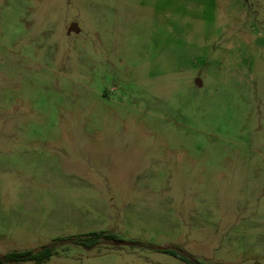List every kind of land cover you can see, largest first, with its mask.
<instances>
[{
  "label": "rangeland",
  "instance_id": "obj_1",
  "mask_svg": "<svg viewBox=\"0 0 264 264\" xmlns=\"http://www.w3.org/2000/svg\"><path fill=\"white\" fill-rule=\"evenodd\" d=\"M52 245L264 264V0H0V258Z\"/></svg>",
  "mask_w": 264,
  "mask_h": 264
},
{
  "label": "trees",
  "instance_id": "obj_2",
  "mask_svg": "<svg viewBox=\"0 0 264 264\" xmlns=\"http://www.w3.org/2000/svg\"><path fill=\"white\" fill-rule=\"evenodd\" d=\"M75 244L83 246L86 250H92L100 245H118L120 242L117 235L113 233H91L84 237L73 239ZM52 246H47L36 251L21 252V253H9L0 258L1 263L18 264L25 262H41L49 259L52 255ZM171 254L176 255L175 252L171 251ZM188 261V260H187Z\"/></svg>",
  "mask_w": 264,
  "mask_h": 264
}]
</instances>
